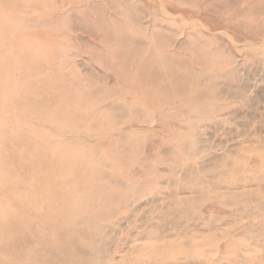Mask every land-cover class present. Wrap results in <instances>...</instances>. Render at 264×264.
<instances>
[{
  "label": "rangeland",
  "instance_id": "1",
  "mask_svg": "<svg viewBox=\"0 0 264 264\" xmlns=\"http://www.w3.org/2000/svg\"><path fill=\"white\" fill-rule=\"evenodd\" d=\"M165 2L166 7L162 0H0V97L23 99L22 87L58 79L91 105L87 121L74 131L0 102L1 122L10 129L20 123L25 133L76 152L100 151L88 158L89 181L103 188L109 209L89 223L102 263L264 264V184L255 193L225 188H218L220 196L215 193V181L250 178L246 189H253L264 177V0ZM257 5L262 10L250 18L240 14ZM153 21L208 37L213 51L206 61L208 76L200 74L199 65L189 68L201 75L208 94L204 99L194 94L177 114L184 101L160 109L137 90L124 96L123 106L105 100L112 109L103 111L99 127L92 129L97 95L112 99L124 82L113 54L119 32L140 24L148 33L156 27ZM142 47L138 43L135 49ZM128 118L133 122H117ZM180 143L188 147L181 160L186 170L158 163L159 157L180 154ZM197 178L205 192L189 188ZM8 190L5 185L0 194Z\"/></svg>",
  "mask_w": 264,
  "mask_h": 264
},
{
  "label": "bare ground",
  "instance_id": "2",
  "mask_svg": "<svg viewBox=\"0 0 264 264\" xmlns=\"http://www.w3.org/2000/svg\"><path fill=\"white\" fill-rule=\"evenodd\" d=\"M165 1L162 0L164 7L167 5ZM260 10L258 5L255 8L245 6L240 14L250 18ZM152 24L156 27L148 33L140 30V24L119 32L122 36L117 38L118 46L113 54L124 70V82L116 88L117 94L112 99L97 95L92 103V106L98 107L95 121L90 125L92 129L99 127L103 111L112 109L111 105L104 103L105 100L119 101L123 106L126 105L124 96L137 90L160 109L166 104L173 106L179 100L184 101L178 104L181 108H178L177 114H181L179 109L183 110L187 99L194 94L197 93L199 99L208 94L209 87H203L200 82V74L208 76L211 70L206 65L213 55L208 37L195 36L174 27L172 29L175 30L157 27L158 21ZM183 34L187 39L181 42L179 37ZM104 41L110 39L105 37ZM138 43H142L143 47L136 50ZM212 50L217 51L218 46ZM4 57L9 58L8 55ZM32 58L33 61L37 59L33 55ZM193 65L201 67L199 75L190 71ZM22 71L27 74V68ZM189 79L195 84L191 86ZM141 86L143 89L140 90ZM22 90L23 99L4 94L0 97L1 104L4 103L10 111L25 113L33 119H48L52 126L63 127L66 132L81 128L86 120L85 114L91 109V105L82 102L81 94L75 92L72 86L59 85L58 79L26 85ZM163 117L166 119L167 115L163 113ZM4 119L0 117V188L6 185L9 192L0 194V264H29L30 259L36 260L34 264H105L99 259L100 251L95 244L97 232L89 223L92 216L106 213L109 209L108 200L100 192L103 188L96 189L89 181L88 158H95L100 151L88 147L86 153L76 152L58 143H47L34 132L25 133L22 128L25 125L20 123H17L18 128H8L1 122ZM117 122L123 125L132 123L133 119H118ZM79 142L83 144V140ZM164 144L159 150L166 146ZM179 147L181 155L173 153L167 159L159 157L158 163H168L172 170H186L188 166L181 160L188 147L184 143H180ZM201 180L195 179L189 188L205 192ZM225 182L215 181V193L219 196L218 188L255 193L264 184V177L253 189H246L251 185L250 178L240 177V181ZM34 244L37 247L32 248ZM145 261L135 264H144ZM149 262L152 263L151 260ZM110 263L116 264L112 260Z\"/></svg>",
  "mask_w": 264,
  "mask_h": 264
}]
</instances>
